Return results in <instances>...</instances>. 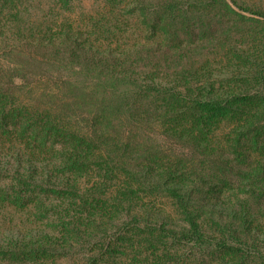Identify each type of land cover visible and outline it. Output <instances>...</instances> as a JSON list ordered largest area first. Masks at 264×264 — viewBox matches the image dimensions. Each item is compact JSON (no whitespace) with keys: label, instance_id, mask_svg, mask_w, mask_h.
<instances>
[{"label":"trees","instance_id":"obj_1","mask_svg":"<svg viewBox=\"0 0 264 264\" xmlns=\"http://www.w3.org/2000/svg\"><path fill=\"white\" fill-rule=\"evenodd\" d=\"M251 14L264 19V12ZM95 26L87 34L67 24L48 37L19 41V68L6 64L9 45L0 41V84L7 79L23 87L29 69L39 85L29 90L37 89L31 93L45 102L33 115L43 149L0 150L1 201L20 214L17 230L4 233L0 256L8 264H169L168 251L176 249V264L217 252L264 262L262 91L191 99L143 69L148 59L170 51L154 30L130 38L116 36L124 24ZM40 81L55 86L47 90ZM9 101L15 105L0 92V104ZM25 107L20 102L13 112ZM184 120L191 121L189 130L180 129ZM222 121L232 128L236 158H253L248 170L231 177L172 171L140 154L139 140L132 142L158 129L180 141L199 131L189 141L208 150L202 136ZM154 193L177 203L184 227L138 213L119 221ZM185 249L190 253H181Z\"/></svg>","mask_w":264,"mask_h":264},{"label":"rangeland","instance_id":"obj_2","mask_svg":"<svg viewBox=\"0 0 264 264\" xmlns=\"http://www.w3.org/2000/svg\"><path fill=\"white\" fill-rule=\"evenodd\" d=\"M252 11L264 12V0H0V41L3 39L9 45L3 48L12 58L6 64L19 68L21 63L14 59L18 55L19 41L48 37L60 32L67 24H73L87 34L95 30V25L124 24L126 30L116 36L130 38L149 36L154 30L170 51H161L148 59L143 69L156 75L162 86L176 87L179 93L190 94L191 99L206 100L230 92L244 94L258 89L263 96L264 19L252 15ZM26 70L28 81L23 87L11 86L7 79L0 84V92L4 90L15 103L14 106L9 105L10 101L6 106L0 104V150L3 153L12 152L11 149L18 146L35 151L43 149L37 139L42 140L44 136L35 133V121L38 120L33 115L41 112L45 102L36 97L38 94L31 93L37 89L29 90L37 84L31 70ZM40 84L47 90L55 86L48 81H40ZM20 102L26 105L25 109L13 112ZM3 107H6L5 111ZM190 127L191 121L184 120L180 129L189 130ZM231 129L222 121L213 132L202 136L207 139L208 150L197 149L189 141L195 140L199 131L194 137H182L180 141L158 129L145 136L132 137V142L139 140L140 154H150L154 163L172 171L194 173L207 179H214V175L231 177L236 171L248 170L253 165L252 157L236 158L235 150L229 145L233 136ZM33 137L35 141H31ZM0 163L5 165L4 161ZM96 180L93 178L92 184ZM138 206L120 215L119 221H129L138 213L154 223L164 220L176 230L184 227L177 203L168 196L150 194L144 196ZM19 215L3 205L0 192V246L5 231L17 230ZM161 240L163 244L168 242ZM168 252L171 253L169 264H176V258H179L176 253L180 254V251L171 249ZM181 253L190 252L185 249ZM0 264H8V261L0 256ZM25 264L45 263L37 260ZM180 264L264 262L217 252L208 253L201 260H186Z\"/></svg>","mask_w":264,"mask_h":264}]
</instances>
